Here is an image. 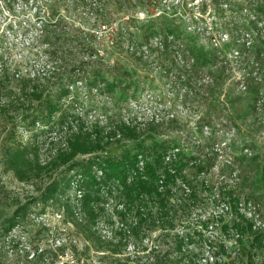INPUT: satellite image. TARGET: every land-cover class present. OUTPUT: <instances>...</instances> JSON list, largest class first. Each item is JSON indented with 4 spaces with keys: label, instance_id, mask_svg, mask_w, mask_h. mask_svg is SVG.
I'll return each instance as SVG.
<instances>
[{
    "label": "rangeland",
    "instance_id": "rangeland-1",
    "mask_svg": "<svg viewBox=\"0 0 264 264\" xmlns=\"http://www.w3.org/2000/svg\"><path fill=\"white\" fill-rule=\"evenodd\" d=\"M252 6L247 0H0V67L12 77L18 69L26 73L47 61L48 48L60 46L64 54L57 69L67 71L69 79L64 75L50 79L44 98L54 99L64 84H74L76 97L63 101V109L76 115L74 129L101 132L110 140L105 153L112 155L139 143L152 146L164 141L171 149L178 147L169 154L174 158V152L181 151L173 167L182 181L198 179L201 187L195 203L180 205L174 213L178 226L171 235L146 226L136 230L132 207L117 194H103L97 229L121 247L119 254L90 245L58 203H38L0 239V264H167L162 254L174 250L175 231L189 236L195 229L201 231V225L192 222L226 209L215 194L234 183L242 185L243 194L253 192L251 202L243 200L242 211L264 228V37L259 39L257 30L247 27L256 18ZM258 17L259 32L264 34V15ZM242 26L251 43L236 40ZM54 31L57 35L50 39ZM147 35H152L149 40ZM169 41L175 47L166 59L163 49ZM74 46L77 52L70 55ZM188 49L201 57L199 77L193 79L197 88L192 89L177 73L178 64L194 63ZM102 75L105 86L99 84ZM36 113L35 107L19 116V135L25 143H36L46 162L63 148L58 135L69 136L71 128L58 114L53 125L29 128ZM122 123L138 126L140 138L109 136ZM6 134L0 118V222L18 202L33 201L51 180L44 174L21 181L4 168L1 146ZM75 192L71 188L67 195ZM235 217L226 209L225 220ZM205 235L218 237L214 240L224 242L232 256L203 246L196 232L193 242L185 245L188 252L195 249L190 264L216 260L249 264L247 255L239 253L234 228L210 226ZM243 241L261 262L257 249L250 246L252 237L246 235ZM151 247L155 250L149 254Z\"/></svg>",
    "mask_w": 264,
    "mask_h": 264
},
{
    "label": "trees",
    "instance_id": "trees-1",
    "mask_svg": "<svg viewBox=\"0 0 264 264\" xmlns=\"http://www.w3.org/2000/svg\"><path fill=\"white\" fill-rule=\"evenodd\" d=\"M247 2L253 5L256 12V18L251 20L247 27L250 30H257L256 34L259 39H262L264 34L259 32L257 19L260 14L264 15V4L262 0H247ZM236 4L240 5V2L236 1ZM237 32L236 40L250 42L245 37L249 34L245 26L240 27ZM170 33L166 34L167 39ZM56 35L57 32L54 31L50 39ZM151 36L147 35L144 38L149 40ZM165 45L163 54L167 59L175 45L171 41ZM74 48L78 46L71 47L70 55L77 52ZM60 50H62L60 46L54 50L48 48L46 50L47 61L41 67L27 68L26 73H19L21 69H18L19 71L16 69L14 77L3 65L0 67V118L3 119V124L5 122L7 128V134L1 146V162L7 171H12L21 181H31L44 174L51 179L33 201L18 202L13 213L0 222V239L7 237L28 216L33 205L42 202L48 205L56 202L60 209L63 208L68 221L77 227L87 242L96 250L119 254L122 252L121 247L113 239L104 237L97 229L101 210L99 203L104 195L113 194L119 195L125 205L132 207L136 217V230H142L146 226L151 230L161 229V232L171 235V231L178 226L177 215L174 216V213L179 211L178 207L189 205L188 202L195 203L200 194L201 187L198 179L185 181L180 179L182 175L173 167V160L181 156V151L174 152V158L169 157L171 150L179 148L171 149L164 141L155 142L152 146L139 143L133 149L126 148L119 155H112L105 153L110 140H105L106 136L101 132L97 133L91 129H74L76 128L74 125L76 115L63 109L64 100L76 97L73 93L74 84H64L54 99L44 98L50 79L56 75H64L66 80L69 79L70 74L66 70V72H60L57 69L58 61L64 54V51L59 52ZM188 51L192 54L194 63L178 64L177 73L179 79L184 81V86L192 89L197 88V81L193 79L199 77L201 57H197L198 54L194 49L191 51L188 49ZM259 52L261 54L263 50L260 49ZM101 80L103 81L99 84L107 85L104 75L101 76ZM254 88L259 93V83H256ZM35 107L37 113L32 115L29 128L34 129L37 124L53 125L56 114L71 128L69 136L58 135V138L62 139L60 142L63 148L46 162L41 161L39 146L31 141L23 142L19 135V116ZM7 115H10L9 122L4 120ZM116 129L111 131L109 136L120 133L122 137L137 140L142 134L141 129L132 123H122ZM191 168L194 167L191 166ZM59 169H62L60 173L53 176ZM71 188L76 190L74 196L67 195ZM241 188V184L234 183L221 188L215 194L216 200H223L226 209L236 214L235 220L231 222L225 220L226 209L223 208V211H214L206 219L192 222V225H201V231L195 229L190 236L180 235V231H175L176 242L174 248L172 247L174 250L168 254L166 251L162 254L167 264H190L189 256L195 249L188 252L185 245L193 242L191 240L196 238L193 236L196 232L199 238H203L200 240L203 246L208 245L210 249H216L215 253L231 257L224 242L218 243L214 240H218V237L213 236L214 239H212L205 235V229H210V226L216 228L219 225L222 230L228 231L234 228L237 231L239 253L247 255L249 264H264V228L256 225L254 216L242 211L243 200L249 203L254 195L250 190L243 194ZM246 235L252 237L250 246L257 249L262 259L261 262L258 263L255 260L254 253L245 245L243 238ZM148 246H144L143 249H148ZM154 250L155 248L151 247L149 254L154 253ZM42 255H45V251ZM217 262V260L214 263L207 261L206 264H218Z\"/></svg>",
    "mask_w": 264,
    "mask_h": 264
},
{
    "label": "built area",
    "instance_id": "built-area-1",
    "mask_svg": "<svg viewBox=\"0 0 264 264\" xmlns=\"http://www.w3.org/2000/svg\"><path fill=\"white\" fill-rule=\"evenodd\" d=\"M169 157H170V156H169ZM169 157H168V158H169Z\"/></svg>",
    "mask_w": 264,
    "mask_h": 264
}]
</instances>
